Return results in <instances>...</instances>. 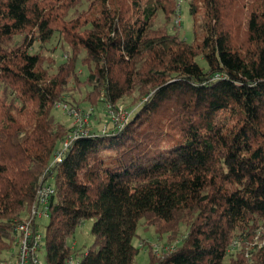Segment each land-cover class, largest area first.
Segmentation results:
<instances>
[{"label":"trees","instance_id":"16d2710c","mask_svg":"<svg viewBox=\"0 0 264 264\" xmlns=\"http://www.w3.org/2000/svg\"><path fill=\"white\" fill-rule=\"evenodd\" d=\"M180 2L0 0V263L49 181L44 264H134L139 226L180 240L160 256L143 242L148 264H264V247L231 250L264 233V0H187L192 43ZM56 36L60 63L32 52ZM82 92L109 117L125 100L137 110L54 165L70 129L52 110ZM86 220L82 252L69 240Z\"/></svg>","mask_w":264,"mask_h":264},{"label":"rangeland","instance_id":"374dc122","mask_svg":"<svg viewBox=\"0 0 264 264\" xmlns=\"http://www.w3.org/2000/svg\"><path fill=\"white\" fill-rule=\"evenodd\" d=\"M190 7L187 0H181L180 2V17L178 16L177 19H179V23L177 26H179V31L181 35L184 37L185 40H187L189 43H192L197 40L199 42V38L201 35V16L197 15L196 17L190 15ZM159 19H162L160 16ZM194 21H196V25L194 26ZM62 45L59 38L56 36L52 39V41L42 47L39 44H35L33 47L32 52H38L43 51L47 55L53 56L58 63L61 62V53L59 46ZM197 62L200 66L203 68L206 67V63L202 58L197 59ZM80 71L82 72V78H84L87 74V71L83 68H80ZM84 98V92L82 93H75L72 96H70V101H72L74 104L77 105V108H72L69 104L65 103H58L56 104V107L52 110V114L54 117L63 123L65 126H67L68 129H70V132L67 134L65 139L72 133V131L75 129L73 125V118L70 115V111H74L77 114L83 116L84 118H88L86 124L83 127V130L86 132H90L95 130V132L100 133L101 131H107L113 126V119L110 118L107 115L108 106L105 105H98V107H91L87 103L83 101ZM129 100H125L120 104V107L123 108V111L129 114V118L131 119L133 115L135 114L136 110L125 108L126 105L129 104ZM60 106V108H59ZM66 107L64 109L63 107ZM113 112V111H112ZM98 117V118H96ZM97 130V131H96ZM74 133V131H73ZM83 137V136H82ZM81 138V137H80ZM64 139V140H65ZM78 140V139H77ZM62 146V145H61ZM61 148V147H60ZM39 223H42L43 226L47 225V221L43 220ZM93 221L92 220H86L83 221V223L76 229L74 236L72 239L69 240V244L75 249L80 251H85L86 248L91 246L93 242V238L91 236V227H92ZM41 229V227H40ZM264 232V230H263ZM263 239H264V233H262ZM244 240V239H243ZM180 240H176L172 243V246H176L177 243ZM234 241V240H233ZM262 241V240H260ZM145 242L151 245L152 247H155L157 245H161V242L158 241V238L154 234V231L152 228L145 229L143 226H139L136 230V237L133 239V245L138 247L140 249L139 254L135 258L134 264H148V254L145 250V248H141V244ZM258 242V241H257ZM259 244V242H258ZM247 248H249L247 246ZM9 252L7 254H3L2 258H8ZM45 252H43L40 255L41 260L44 258Z\"/></svg>","mask_w":264,"mask_h":264},{"label":"built area","instance_id":"2783aa9c","mask_svg":"<svg viewBox=\"0 0 264 264\" xmlns=\"http://www.w3.org/2000/svg\"><path fill=\"white\" fill-rule=\"evenodd\" d=\"M179 19L176 20V24ZM60 108V106H59ZM66 109V107H63ZM73 118V127L75 128L72 133L63 141L62 146L54 154L52 164H59L62 162L66 151L71 144L82 136H87L88 132L83 130L87 122V117L70 111ZM110 118L113 119V126L117 129H122L124 124L129 120V114L123 111L122 107L118 108L117 112H110ZM53 185L46 181L38 190L37 197L34 205L31 207L30 214L14 223V247L9 251V257L3 259L0 264H44L40 255L42 254V247L44 244V236L39 228V222L48 218L49 198L53 195ZM262 233H257L251 242H246L244 238H236L232 242L231 250L238 249L245 243L249 250L264 247V239ZM244 239V240H243ZM262 240V241H260ZM259 244H258V242ZM176 246L172 245H157L152 247L156 256H160L164 252H172ZM67 264H77L75 258L67 261Z\"/></svg>","mask_w":264,"mask_h":264}]
</instances>
